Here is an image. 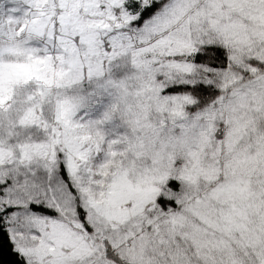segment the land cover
I'll return each instance as SVG.
<instances>
[{"label": "snow or ice", "instance_id": "snow-or-ice-1", "mask_svg": "<svg viewBox=\"0 0 264 264\" xmlns=\"http://www.w3.org/2000/svg\"><path fill=\"white\" fill-rule=\"evenodd\" d=\"M0 264H264V0H0Z\"/></svg>", "mask_w": 264, "mask_h": 264}]
</instances>
